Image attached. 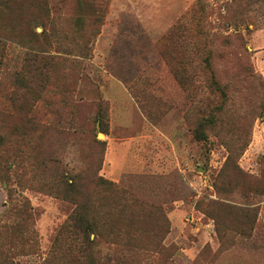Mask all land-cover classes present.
<instances>
[{"label":"rangeland","instance_id":"374dc122","mask_svg":"<svg viewBox=\"0 0 264 264\" xmlns=\"http://www.w3.org/2000/svg\"><path fill=\"white\" fill-rule=\"evenodd\" d=\"M24 206L16 264H87L76 206L130 231L95 264H264V0H0V223Z\"/></svg>","mask_w":264,"mask_h":264},{"label":"trees","instance_id":"16d2710c","mask_svg":"<svg viewBox=\"0 0 264 264\" xmlns=\"http://www.w3.org/2000/svg\"><path fill=\"white\" fill-rule=\"evenodd\" d=\"M247 77H255L249 69H241ZM100 119L102 117L100 116ZM104 119V116H103ZM103 121V120H102ZM99 121L100 132L105 133L103 129V122ZM89 133H83L86 135V140L89 141L90 148L92 150H104V142L97 139V136L90 137ZM91 134V133H90ZM195 135L199 141H203L204 137L201 131L195 132ZM101 153L98 157V169L102 165ZM61 182L73 195L79 196V178L78 176H63ZM103 181V180H101ZM107 184L106 182H104ZM109 185V184H108ZM101 209L109 210L108 206H101ZM27 206H24V210L20 213L18 220L12 223H0V264H16L15 259L17 256L34 253L36 251L37 243L34 242L35 230L33 224H31V214L27 211ZM90 206H76L74 211L69 217L68 222L59 235V241L62 236H70L76 243V251L83 256L84 260H87V264H95V259L101 254V249L98 248L100 241L103 238L122 239L125 234H129V229L116 227L114 224H109L107 221L102 223L94 222L96 219L91 218ZM127 232V233H126ZM123 233V234H122ZM92 235H95V239H92ZM125 242L126 249L122 252L121 261L122 264H127L131 259V254L134 252L132 249L134 246ZM166 253L173 255L172 247H165L162 249ZM172 253V254H171ZM166 264H174L172 261H166Z\"/></svg>","mask_w":264,"mask_h":264},{"label":"water","instance_id":"95a60500","mask_svg":"<svg viewBox=\"0 0 264 264\" xmlns=\"http://www.w3.org/2000/svg\"><path fill=\"white\" fill-rule=\"evenodd\" d=\"M99 137H101V135H99Z\"/></svg>","mask_w":264,"mask_h":264},{"label":"bare ground","instance_id":"6f19581e","mask_svg":"<svg viewBox=\"0 0 264 264\" xmlns=\"http://www.w3.org/2000/svg\"><path fill=\"white\" fill-rule=\"evenodd\" d=\"M102 137V136H101Z\"/></svg>","mask_w":264,"mask_h":264}]
</instances>
